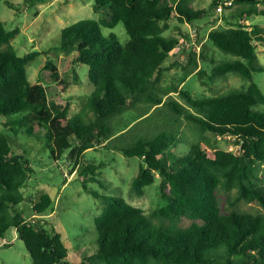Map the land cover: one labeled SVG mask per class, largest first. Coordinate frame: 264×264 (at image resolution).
<instances>
[{"label": "trees", "instance_id": "obj_1", "mask_svg": "<svg viewBox=\"0 0 264 264\" xmlns=\"http://www.w3.org/2000/svg\"><path fill=\"white\" fill-rule=\"evenodd\" d=\"M25 1L35 5L43 0ZM219 1L213 0L206 9L194 7L193 0H94L102 16L81 19L64 27L61 34V50L74 54V64L88 65L93 85L88 100L73 115H69L71 103L61 89L48 90L41 81H30L27 64L41 51L19 54L11 43L19 29H8L0 16L3 125L12 131L23 127L30 135L45 129L52 156L58 159L68 150L79 173H92L102 187L104 182L97 176L101 164L80 165L88 149L102 146L139 156L132 193L145 194L146 187L160 178L166 201L147 212L123 195L86 184L88 192L103 204L95 217L98 250L80 261H70L61 231L18 210L26 199L22 186L32 167L24 153L13 150L15 136L0 129V238L15 228L34 264H264V209H226L222 197L228 192L236 203L256 201L264 208L260 175L264 90L254 80V73L264 70L258 46L264 44V24L241 21L264 14L260 6L264 0H233L223 11L227 24L210 30L209 41L232 58H209L205 43L200 52L194 48L188 52L182 86L162 82L167 58L181 37L189 36L181 25H177L181 37L166 35L170 21L176 17L181 23H194L216 9ZM120 22L130 35L125 44L115 33L102 31ZM43 69L46 74L57 71L55 61L49 59ZM195 73L206 84L230 73L248 83L220 94L195 96L185 85ZM172 92H178L185 102ZM185 122L197 139L189 151L177 154ZM208 133L230 137L239 149L209 150ZM29 200L37 216L47 213L54 202L48 192Z\"/></svg>", "mask_w": 264, "mask_h": 264}, {"label": "rangeland", "instance_id": "obj_2", "mask_svg": "<svg viewBox=\"0 0 264 264\" xmlns=\"http://www.w3.org/2000/svg\"><path fill=\"white\" fill-rule=\"evenodd\" d=\"M9 1L14 2V4H10ZM212 1L193 0V5L197 8L210 9ZM260 6L263 7L264 2H261ZM0 16L8 29H19L11 41L19 54L33 50L41 51L27 64L30 81L33 83L41 81L48 90L61 89L63 97L71 103L69 115L77 113L83 103L88 100L93 85L89 82L88 65L74 64V54L61 50V34L64 27L81 19L100 18L102 16L95 10L94 0H43L35 5H28L25 0H0ZM244 20L250 25L264 24V14H253ZM226 24L224 12L217 13V9H212L209 15L194 23H181L174 17L165 34L181 37L177 25H181L185 34L189 32V36L195 29L197 35L193 39L195 40L194 43L199 44L198 50L202 49L203 44L208 43L209 58L214 56L216 59L222 60L233 56L217 49L209 41L208 35L212 28ZM102 31L104 34L115 33L123 44L130 38L122 22L114 28L103 27ZM189 36L185 38L182 36L180 45L167 58L165 62L167 69L162 79L163 84L175 82L180 86L183 85L181 82L184 75L182 66L188 60V52L194 48V46L192 48L187 46L186 42L190 39ZM258 46L259 57L264 64V44L259 43ZM49 59L55 61L57 71L46 74L43 68ZM254 80L264 90V70L255 72ZM185 83L186 88L190 89L193 95L202 96L227 92L232 88L247 85L248 81L238 74L230 73L224 78L206 84L195 73L190 75ZM171 94L185 102L178 92ZM4 119L0 117V129H6L15 136L13 150L24 153L32 167L30 178L22 186L26 199L17 208L26 217L40 221L45 227L55 226L61 231L69 248L68 259L70 261H80L85 254L98 250V231L95 217L102 212L103 204L100 199L88 192L85 187L86 184L101 192L123 195L147 212L166 203L161 196L160 178L146 187L145 194L132 193V181L139 171L141 161L139 156H127L120 150L102 146L88 149L82 157L80 165L88 162L101 164L97 169L100 171L97 176L101 182H104V187H102L101 183L94 179L92 173H79V165L75 166L74 161L69 159L68 150L58 159L52 156V148L45 137V129H41L36 135L26 133L23 127H17L15 131H12L3 125ZM182 133L181 141L175 149L177 154H184L189 151L191 143L197 139L196 133L186 122L182 126ZM208 135L211 143H207L206 146L211 151L215 148L233 151L239 149V146L230 137L216 136L213 133H208ZM260 175L264 179V163L261 165ZM45 192L53 197L54 202L47 213L37 216L33 209L34 203L29 199L38 200ZM233 192L235 193V190ZM233 196H229L228 192H223V203L226 209L238 208L249 211L264 209L256 201L242 200L236 203ZM0 264H34L24 241L19 238L16 229L13 227L8 229L5 237L0 238Z\"/></svg>", "mask_w": 264, "mask_h": 264}, {"label": "built area", "instance_id": "obj_3", "mask_svg": "<svg viewBox=\"0 0 264 264\" xmlns=\"http://www.w3.org/2000/svg\"><path fill=\"white\" fill-rule=\"evenodd\" d=\"M233 4V0H220L218 5L216 6V9H217V13H223V11L226 9L227 6H231ZM243 23H247V21H245L244 19L241 20ZM197 35V31L194 29L191 33H190V36L188 38H192L191 40L188 39L187 40V46L188 48H192V46H194V49H196L197 51L200 52L199 49V44L195 42V40L193 39L195 36ZM191 42V43H190Z\"/></svg>", "mask_w": 264, "mask_h": 264}]
</instances>
